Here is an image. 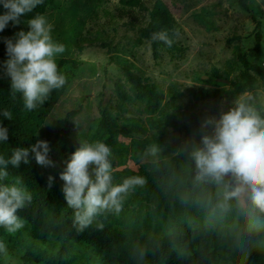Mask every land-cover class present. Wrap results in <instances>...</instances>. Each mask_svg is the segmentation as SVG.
<instances>
[{
    "label": "trees",
    "instance_id": "obj_1",
    "mask_svg": "<svg viewBox=\"0 0 264 264\" xmlns=\"http://www.w3.org/2000/svg\"><path fill=\"white\" fill-rule=\"evenodd\" d=\"M57 0H43L32 13L21 17L20 24L45 15ZM123 6L137 8L141 0H118ZM249 0H237L238 6L251 13L256 22L255 44L244 49L240 44L232 47L240 71L233 79L228 73L214 69L213 77L206 80L214 87H189V97L197 102L212 100L209 112L182 109L177 101L183 92L172 88L165 94L150 75L129 63L120 69V75L112 79L111 96L106 99L98 94L96 104L102 127L110 136L115 134L129 138H141L137 151H148L150 145L159 149L160 160L170 158L168 166L157 165L153 169L138 167L126 169L114 184H122L126 178L143 177L146 183L129 190L123 200L119 214L104 212L83 232L72 226L74 210L69 208L63 193L64 182L60 179L66 167L64 163L80 147L65 135L47 139L37 135L38 130L49 118L54 107L66 94L72 75L64 67H78L74 59L58 61V71L66 77L63 88L53 90L43 104L28 111L24 107L22 94L13 98L10 78L4 67L9 59L6 42L0 41V123L8 129V140L0 142V156L10 159L12 150L19 147L31 149L38 141L50 145L49 159L55 167H41L35 154L29 151V163L19 168L9 165V177L0 183L12 184L16 177L33 199L18 215L25 226L15 234H8L0 227V241L7 247V255L0 253V264L8 257L17 258L22 264H264V213L254 210L250 201L238 205L231 201L227 211L217 207L218 188L214 183L195 182L196 169L191 159L190 136H204L203 119L216 113L223 99L239 97L244 92L252 96L257 89H264L260 22L250 9ZM7 10L0 4V15ZM203 9L194 13V20L205 29L212 25ZM167 31L173 40L171 47L163 42H153L152 33ZM177 22L167 3L156 0L148 13V20L139 30L141 43H151L152 55L158 57L159 50L181 52L176 42ZM239 40L234 37L228 44ZM228 80L229 83L218 82ZM106 99V100H105ZM70 111L65 118V128L78 113ZM133 108L141 110L142 117L130 116ZM12 113L6 120L3 112ZM168 130L180 138L172 142ZM183 152L178 154L179 148ZM49 176L54 177L49 187ZM231 178H226L229 181ZM104 225L103 229L97 227ZM141 252L144 253L141 257Z\"/></svg>",
    "mask_w": 264,
    "mask_h": 264
},
{
    "label": "rangeland",
    "instance_id": "obj_2",
    "mask_svg": "<svg viewBox=\"0 0 264 264\" xmlns=\"http://www.w3.org/2000/svg\"><path fill=\"white\" fill-rule=\"evenodd\" d=\"M155 1L141 0L142 6L130 8L121 5L118 0H57L44 15L52 25L53 40L65 47L64 53L56 57V63L62 58H70L77 62L78 67H64L72 75L71 85L37 135L52 140L65 135L75 144L97 140L106 143L112 152L113 184L126 169L145 167L151 170L157 165L166 167L170 163V158L160 160L159 151L153 156L148 151L143 153L138 150L136 160H133L132 154L141 138L119 134L110 136L102 127L96 108L98 94L110 98L112 79L120 75L121 67L133 63L147 72L165 94L172 88L182 91L183 96L177 101L182 109L209 112L212 100L194 101L189 97L187 88L214 87L212 82H206L213 77L214 69L228 73L231 79L235 78L240 65L234 57L233 45L240 44L244 49H250L255 44L256 22L252 20L251 13L238 6L237 0H162L168 4L177 22L176 42L182 51L161 48L158 57L154 58L151 43H140L138 39L139 30L146 25ZM248 3L256 21L260 22V65L264 69V0H249ZM203 9L210 11L207 16L212 25L210 30L193 18L194 13ZM28 30L27 23L14 26L9 22L0 32V41L14 39L18 32ZM234 37H239V40L228 44ZM251 97L250 102L264 116V89H257ZM237 98L223 99L218 111L202 122L218 119L233 107ZM79 105L81 107L71 121V128L66 129V115ZM130 116L142 117L141 110L131 109ZM206 129L204 135L211 134V127ZM167 134L172 142L180 138L173 130H168ZM201 138L190 136L188 142L198 147ZM182 152L180 147L178 154ZM3 264L22 263L17 258L8 257Z\"/></svg>",
    "mask_w": 264,
    "mask_h": 264
},
{
    "label": "clouds",
    "instance_id": "obj_3",
    "mask_svg": "<svg viewBox=\"0 0 264 264\" xmlns=\"http://www.w3.org/2000/svg\"><path fill=\"white\" fill-rule=\"evenodd\" d=\"M43 0H0L7 11L0 15V32L9 22L19 25L21 17L32 13ZM28 31H20L14 39H7L5 62L6 75L10 78V92L15 98L22 94L24 107L31 111L43 104L53 90L66 84V77L58 71L56 57L65 51L63 44L52 38V25L45 16L37 14L27 20ZM153 42H163L171 47L173 40L167 31L152 33ZM249 92L242 93L227 112L216 119L207 120L203 127H211V134L201 138L200 146L191 151L196 175L195 182L214 183L218 188L217 207L227 211L231 201L238 205L250 201L254 210L264 213V116L250 102ZM6 120H12V113L3 112ZM8 140V129L0 123V142ZM29 151L35 154V160L41 167H55L49 159L50 145L47 141H38L31 149L15 148L10 159L0 156V181L9 177L11 165L19 168L21 163H29ZM159 149L150 145L148 152L156 156ZM112 152L106 143L99 140L89 143L80 142V147L64 163L66 167L60 173L64 182L63 193L69 208L74 210L72 226L77 232L89 228L94 219L102 213L122 210L123 200L129 190L143 186V177L126 178L122 184L114 185ZM226 178H231L226 181ZM54 177L49 176V187ZM32 195L24 187L22 180L16 177L12 184L0 183V227L8 234H15L25 226L18 215L32 202ZM103 229L102 223L98 224ZM0 253L7 255V247L0 241ZM144 253L141 252V257Z\"/></svg>",
    "mask_w": 264,
    "mask_h": 264
},
{
    "label": "water",
    "instance_id": "obj_4",
    "mask_svg": "<svg viewBox=\"0 0 264 264\" xmlns=\"http://www.w3.org/2000/svg\"><path fill=\"white\" fill-rule=\"evenodd\" d=\"M218 82L224 83V84H228L229 81L228 80H224V79H217Z\"/></svg>",
    "mask_w": 264,
    "mask_h": 264
}]
</instances>
